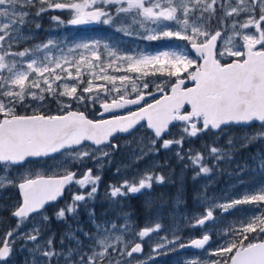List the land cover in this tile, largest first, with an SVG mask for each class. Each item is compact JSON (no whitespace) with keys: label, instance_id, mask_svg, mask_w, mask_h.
Instances as JSON below:
<instances>
[{"label":"snow or ice","instance_id":"6c2138e0","mask_svg":"<svg viewBox=\"0 0 264 264\" xmlns=\"http://www.w3.org/2000/svg\"><path fill=\"white\" fill-rule=\"evenodd\" d=\"M51 10L69 13L67 21L52 16L57 25L120 23L115 31L124 36L184 43L154 55L129 54L100 41L61 46L63 42L52 39L13 50L29 38L23 31L31 23L28 18L38 19ZM40 26L35 24L37 29ZM109 69L123 74H109ZM85 74L90 77L86 82ZM53 102L55 114L49 110ZM97 105V117L89 118L87 109ZM18 108L25 109L24 114ZM257 123L254 132L242 137L228 132L233 126L248 128ZM138 128H146L150 136L133 153L132 164L176 146V158L188 161L185 169L196 170L193 180L211 175L222 160L230 161L237 139L240 147L264 141V0H0V191L14 187L19 193V200L11 205L16 226L0 235V264H9L18 242L19 251L27 248L30 264H53L54 260L60 264L61 258L64 264H131L133 255L143 252L144 239L158 234L161 224L137 233L129 223L130 214H124L119 228L114 221L97 223L88 203L98 193L105 159L110 164L111 152L119 147L112 141ZM208 133L215 139L203 146L207 155L191 148L184 151L186 141ZM224 135L228 136L226 146L219 145ZM32 159L50 160L48 171L54 174L20 172ZM253 159L264 170V154ZM88 161L96 165V173L87 167ZM165 165L153 162L150 169L109 184L105 195L110 205L123 207L120 198L165 183L167 177L155 171ZM246 170L247 165L240 168L241 173ZM116 172L120 174L121 169ZM73 186L78 190L73 191ZM66 191L71 198L55 212V218L66 222L69 216L76 219L81 207L88 209L96 229L95 235L83 233L92 241L88 251L71 225L66 238L75 242V248L57 251L54 236L41 242L43 225L50 221L44 213ZM220 199L205 193L200 198L205 212L183 217L186 227L204 230L200 238L186 241L172 231L171 238H158L152 252L194 248L208 258H193L185 264H264V186L224 197V202ZM176 203L178 207L180 198ZM240 205H252L256 211L217 232L218 246L211 249L215 230L209 225L219 219L214 212L219 209L223 216ZM35 215L43 225L21 231ZM76 231L83 230L77 226ZM125 234L130 238L125 239ZM137 237L140 242H135ZM29 244L33 247L28 248Z\"/></svg>","mask_w":264,"mask_h":264},{"label":"rangeland","instance_id":"374dc122","mask_svg":"<svg viewBox=\"0 0 264 264\" xmlns=\"http://www.w3.org/2000/svg\"><path fill=\"white\" fill-rule=\"evenodd\" d=\"M37 7H39V5H37ZM32 11L34 12L35 9ZM112 11H114V9H112ZM62 14L65 15L67 21L69 13L60 12L59 10H51L38 19H34L30 16L28 19L31 23L26 25L23 30L24 34L29 38L25 43L20 45L19 49L14 48L13 50H23L24 47H32L36 44L46 43L49 39L42 38L55 37L54 33L59 30V25L54 23L51 20V17H61ZM36 23L41 25V30L40 28H35ZM45 23L47 24V30L42 26L44 24L45 27ZM63 26L64 28H73L75 33L72 40H70V42H66L65 44L100 41L102 44H115L122 51L128 52L129 54L144 51L147 54L154 55L160 51L168 50L172 46H178L184 43L168 39L146 41L137 37L124 36L122 33L115 31V27L121 26L120 23L115 25L102 24L101 27H94L91 30L85 29L80 25L73 26L65 23ZM125 26L128 25L125 24ZM213 27H216L215 22H213ZM39 30L42 32L37 33ZM43 30L45 32H43ZM73 30L67 29L66 34L70 35ZM89 32H93V34H89ZM61 46H64V44H61ZM188 50L189 54L194 56L190 47ZM96 71H99V69H96ZM108 72L112 75L123 74L122 72L116 73L112 69H109ZM89 78L90 77L85 74V82ZM94 83L104 82L94 81ZM49 109H52L56 113V103H51ZM17 111L24 114L25 109L18 108ZM98 111L99 105H97L96 108L89 107L86 113L93 116V118H96ZM258 127L259 126H254L248 129L231 128L228 132L230 135L242 137L246 132H254ZM172 131L175 133L177 130L173 129ZM148 136V131L145 128H142L138 130L132 138L119 139V149L111 152V163L109 164L108 160L105 159L104 167L99 170L101 181L96 196L103 194V184H118L125 176L130 178L137 170L139 172H144L146 169H150L153 162H158L161 165H165L166 162V165L163 168L155 169L157 173L163 174L167 177L166 182L163 184H153L151 191L145 190L140 194H130L125 198H120V202L123 207L110 205L105 193L101 203L97 205L95 200L90 201L88 203V209L95 210L97 223L114 221L116 222L118 228L124 223V214H130L131 219L129 223L132 226V230L137 233L146 226L154 228L156 223L161 224V229L158 234L154 232L151 234V238L144 239L142 243L144 254L141 256L133 255V258H131V264H185L187 260L193 258L207 259L208 257L205 252L199 253L191 251L179 253L178 250L169 252L160 250L157 253H153L152 247L155 246L159 237L167 235L171 238L172 231L178 232V234L182 235L186 241L189 238L201 237L204 230L200 228L186 227L185 219L183 217L191 216L194 213L202 214L205 212V205L201 203L200 200L205 193L209 198H221L218 202H224V197H236L245 192L252 191L259 186H264V170L257 168L256 162L253 159L255 156L264 154V141L253 142L247 147H240L239 145L241 144V140L237 139V147L232 150L233 155L230 161L222 160L218 168H213L211 175H201L198 179L193 180L192 177L196 170L191 167L185 169V165L188 164V161L186 159L182 163L176 158V146H173L170 150H161L157 155L146 156L139 162L132 164L133 153L138 152L142 145L147 144ZM213 139H215L213 134L199 136L196 141L190 138L183 146L184 151L186 152L191 148L194 151H201L207 155V150L203 146L211 144ZM227 139V135L221 136L219 139V145L226 146ZM51 163V161L47 163L43 161L29 163L28 165L20 168L19 171L25 172L27 170H31L33 173L39 172L42 174L53 175V172L48 171V166L51 165ZM212 163L213 161H208L209 166H212ZM129 164H132L131 168H128ZM245 165H247V170L241 173L240 168ZM87 167H91L94 173L97 172L96 165L92 161L87 162ZM117 168L121 169L120 174H117ZM81 171H83V169H81ZM77 190L76 186H73V191ZM82 191L86 192L87 189ZM70 198L71 194L67 192L66 199L62 203L44 213L50 217V221L47 225H43V222L38 215L35 219H29V221L22 226L21 231L30 230L35 224L40 223L43 225L44 229H46L42 232L41 242L50 236H54L53 244L55 249L57 251L63 250L64 252H67L69 246L73 248L76 247L74 241L66 238V233L70 231L69 225H71V231H74L76 238L82 241L84 251H88V249L92 246V241L87 239L83 233L87 232L90 235L96 234V229L89 221L88 209L81 207L76 219L69 216L66 222L57 221L55 218V212L59 208L64 207L65 203L68 202ZM177 198H180L181 200L178 207L176 203ZM18 200L19 193L16 188L7 187L0 191V235L9 229L15 228L17 221L13 220L11 217V205ZM132 204L141 205L144 208V211L137 214ZM96 205L99 208H102L103 206L105 208V212H102L100 216L96 214ZM117 207L119 210H117ZM120 208H125V210L122 211ZM254 211L256 210L252 205H240L230 213H225L221 216L220 210L217 209L214 214L219 219L214 225H209V227H212L215 230L212 235L214 240L211 249L218 246L216 243L218 240V236L216 235L217 232L224 231L228 228L232 221L240 217L249 216ZM77 226H80L83 231H76ZM116 234L118 235L120 233L117 232ZM62 237H65L63 245L60 243ZM129 238L130 236L125 234V239ZM135 242H140L138 237ZM20 246L21 243L18 242L16 245L17 250L14 251L9 264H30L31 257L27 248L24 251H19ZM31 247H33V245L29 244L28 248ZM53 264H56L55 260L53 261ZM60 264H64L63 258H61Z\"/></svg>","mask_w":264,"mask_h":264},{"label":"flooded vegetation","instance_id":"af4514ba","mask_svg":"<svg viewBox=\"0 0 264 264\" xmlns=\"http://www.w3.org/2000/svg\"><path fill=\"white\" fill-rule=\"evenodd\" d=\"M114 9V8H113ZM61 19H64L65 21H66V18H65V15L64 14H62L61 15ZM101 25L102 24H97V23H93V24H87V25H80L81 27H83V28H85V29H93L94 27H96V28H98L99 26L101 27ZM43 26V28H45L46 30H47V24L45 23V27H44V24L42 25ZM80 28V27H79ZM42 28H40V30H41ZM67 29L68 30H73V28H64V26L63 25H59V30L58 31H56L55 33H54V36L55 37H45V38H42V39H52V40H54V41H59V42H63L62 44H65L66 42H70V40H72V38H73V36L75 35V33H74V30H73V32H71L70 33V35H67L66 34V31H67ZM39 30V32L37 31V33H40V32H42V31H40ZM43 32H45L44 30H43ZM94 32V31H93ZM93 32H89V34H93ZM69 40V41H68ZM50 110V112L52 113V114H55V112L52 110V109H49ZM28 114H31V111H30V109L28 110ZM90 117L91 118H93V116H91L90 115ZM142 129V128H141ZM146 129V128H145ZM147 130V129H146ZM148 131V130H147ZM135 133H137V131L135 132ZM135 133H132L131 135H128L127 137H118V138H116V139H114L112 142L114 143V144H116V145H118L119 146V144H118V141H119V139L120 138H125V139H128V138H132V136L133 135H135ZM208 134H212V133H208ZM148 135L150 136V133L148 132ZM200 136H205L204 134H201ZM199 137V136H198ZM198 137H196V138H192L194 141H196L197 139H198ZM119 149V147L117 148V150ZM50 160H48V161H43V162H49ZM108 185L109 184H103L102 186H103V188H105V190H106V192H107V190H108ZM66 195H67V191L65 192V194H64V198L61 200V201H59V202H57V203H55V204H53V205H51V206H49V207H47V210H46V212L47 211H49V210H51V208H54V207H56V206H58L60 203H62L65 199H66ZM95 201H96V204L98 205L99 203H101L102 202V198H101V196L99 195V196H96V198H95ZM95 206V209H96V214L99 216L100 214H98V210H99V207L98 206ZM122 211L123 210H125V208H120ZM117 210H119V208L117 207ZM215 215V214H214ZM38 215H35L34 217H32V218H30V220L31 219H35L36 217H37ZM216 216V215H215ZM12 217V216H11ZM12 219L13 220H15L13 217H12ZM16 221V220H15ZM213 240H214V238H213V236H212V240L210 241V244H211V246H212V243H213ZM144 249V248H143ZM203 252V251H202Z\"/></svg>","mask_w":264,"mask_h":264},{"label":"water","instance_id":"95a60500","mask_svg":"<svg viewBox=\"0 0 264 264\" xmlns=\"http://www.w3.org/2000/svg\"><path fill=\"white\" fill-rule=\"evenodd\" d=\"M193 52V51H192ZM193 54H194V52H193ZM195 55V54H194ZM190 85H191V83H189ZM192 86V85H191ZM190 86V87H191ZM151 98H149V100H150ZM136 109V107L135 106H132V110H135ZM121 111H125V110H121ZM106 116H107V114H106ZM256 125H258V123L256 124ZM259 126V125H258ZM236 127V126H235ZM237 128H244V127H237ZM249 128V127H248ZM134 131H136V130H134ZM131 134V133H130ZM129 135V133H124V134H118L117 136H116V138L118 137V136H128ZM43 159H32V160H30L28 163H31V162H39V161H42ZM28 163H26L25 165H27ZM24 165V166H25ZM65 194V193H64ZM63 198H64V196H63ZM63 198H61V199H58L56 202H54L53 204H55V203H57V202H59V201H61ZM53 204H51V205H53ZM50 205V206H51ZM49 207V206H48ZM16 220V219H15ZM186 250H194V251H202V250H198V249H194V248H186V249H182V250H180V252H184V251H186ZM143 254V252L142 253H138V254H134V255H139V256H141Z\"/></svg>","mask_w":264,"mask_h":264},{"label":"trees","instance_id":"16d2710c","mask_svg":"<svg viewBox=\"0 0 264 264\" xmlns=\"http://www.w3.org/2000/svg\"><path fill=\"white\" fill-rule=\"evenodd\" d=\"M88 115H89V114H88ZM105 193H106V190H105V188H103V194L100 195L101 198H102V200H103V195H104ZM132 206L134 207V209H135V211H136L137 214H139L141 211H144V208H143L141 205H138V204H132ZM102 212H105V208H104V206H103L102 208H99V210H98V214L101 215ZM100 215H99V216H100Z\"/></svg>","mask_w":264,"mask_h":264}]
</instances>
